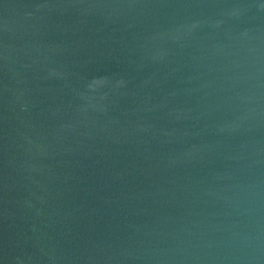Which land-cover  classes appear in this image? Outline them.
<instances>
[{
  "label": "water",
  "instance_id": "obj_1",
  "mask_svg": "<svg viewBox=\"0 0 264 264\" xmlns=\"http://www.w3.org/2000/svg\"><path fill=\"white\" fill-rule=\"evenodd\" d=\"M0 264H264V0H0Z\"/></svg>",
  "mask_w": 264,
  "mask_h": 264
}]
</instances>
